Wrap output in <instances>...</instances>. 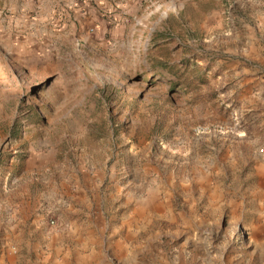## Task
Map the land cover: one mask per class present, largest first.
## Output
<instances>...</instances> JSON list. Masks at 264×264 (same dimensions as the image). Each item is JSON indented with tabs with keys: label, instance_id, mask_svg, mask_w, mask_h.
<instances>
[{
	"label": "rangeland",
	"instance_id": "374dc122",
	"mask_svg": "<svg viewBox=\"0 0 264 264\" xmlns=\"http://www.w3.org/2000/svg\"><path fill=\"white\" fill-rule=\"evenodd\" d=\"M0 264H264V0H0Z\"/></svg>",
	"mask_w": 264,
	"mask_h": 264
}]
</instances>
